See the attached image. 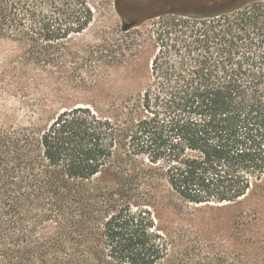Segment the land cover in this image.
Returning <instances> with one entry per match:
<instances>
[{"label":"trees","instance_id":"1","mask_svg":"<svg viewBox=\"0 0 264 264\" xmlns=\"http://www.w3.org/2000/svg\"><path fill=\"white\" fill-rule=\"evenodd\" d=\"M183 5L104 61L68 42L93 21L85 0H0V40L33 43L21 68L96 92L0 124V264H201L190 209L264 197V0ZM114 69L137 89L99 90Z\"/></svg>","mask_w":264,"mask_h":264},{"label":"rangeland","instance_id":"2","mask_svg":"<svg viewBox=\"0 0 264 264\" xmlns=\"http://www.w3.org/2000/svg\"><path fill=\"white\" fill-rule=\"evenodd\" d=\"M183 1L187 0H85L93 10V21L81 35L72 36L68 42L73 47H90L95 53L105 50L102 60L109 61V45L125 40L127 35L123 34L124 22L137 21V25L129 29L130 34H143L158 25L156 16L159 13L168 9L183 10ZM29 36L33 34L29 33ZM137 39L141 40V37L137 36ZM31 44V40L26 45L0 40V124H25L37 106L52 114L63 103L70 105L90 100L96 93L92 91L76 98L71 94L72 90L61 87L62 82L56 76L39 74L32 67L21 68L25 60L24 48ZM152 54L150 50L142 57L143 71ZM117 58H121V55H117ZM133 73L137 74V71ZM126 74L125 69L112 70L108 76L112 83L99 90L111 93L137 89L138 85L124 83ZM190 210L193 220L186 223L187 227L194 232L192 224H195L201 232L194 243L196 249L190 251L189 259L200 257L203 259L201 264H213L214 259V263H219L230 252L239 251L247 258L264 253V197H254L244 204L230 207L196 206ZM255 210L258 212L256 216ZM168 219L174 224H184L181 217L173 213ZM207 231L213 233L208 236Z\"/></svg>","mask_w":264,"mask_h":264},{"label":"water","instance_id":"3","mask_svg":"<svg viewBox=\"0 0 264 264\" xmlns=\"http://www.w3.org/2000/svg\"><path fill=\"white\" fill-rule=\"evenodd\" d=\"M137 25V21L133 20L128 23L124 22L122 25L123 31H128L129 29L134 28Z\"/></svg>","mask_w":264,"mask_h":264}]
</instances>
